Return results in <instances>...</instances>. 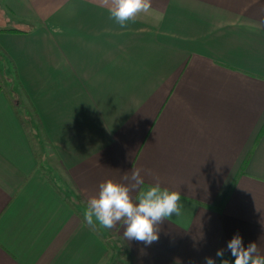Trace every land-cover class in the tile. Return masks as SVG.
Wrapping results in <instances>:
<instances>
[{
	"label": "crops",
	"instance_id": "1",
	"mask_svg": "<svg viewBox=\"0 0 264 264\" xmlns=\"http://www.w3.org/2000/svg\"><path fill=\"white\" fill-rule=\"evenodd\" d=\"M0 13V264H234L236 234L264 255V0H151L123 28L103 0ZM135 168L152 173L141 191L158 177L182 195L150 246L83 220Z\"/></svg>",
	"mask_w": 264,
	"mask_h": 264
},
{
	"label": "clouds",
	"instance_id": "2",
	"mask_svg": "<svg viewBox=\"0 0 264 264\" xmlns=\"http://www.w3.org/2000/svg\"><path fill=\"white\" fill-rule=\"evenodd\" d=\"M108 6L110 17L123 28L128 22H134L140 13H147L151 8V0H103ZM152 175L151 170L135 168L131 175L123 177L124 182L108 179L99 185L98 194L88 198L83 212V220L87 227L95 230L97 225L105 229H114L123 225V238L142 242L150 246L159 240L162 223L181 214L183 204L180 203V191L162 188L159 178L156 183L141 191L145 184L144 176ZM139 192L138 196H133ZM227 249L235 258L234 264H264V255L258 252L257 243L250 242L247 247L243 239L236 234L227 244ZM224 249L216 252L220 264H229L224 258ZM205 264H216L213 257H205Z\"/></svg>",
	"mask_w": 264,
	"mask_h": 264
},
{
	"label": "rangeland",
	"instance_id": "3",
	"mask_svg": "<svg viewBox=\"0 0 264 264\" xmlns=\"http://www.w3.org/2000/svg\"><path fill=\"white\" fill-rule=\"evenodd\" d=\"M1 17L2 16H1V13H0V18ZM12 94L14 96V99L20 100L21 102L23 101L22 94L19 95V93H17L16 91L12 92ZM19 110H20V112L22 113L23 116L25 114L30 115L32 113V111H30V109L27 110L26 108L24 109L23 107H20ZM41 143L42 142L40 140H38L37 144H38L39 150L41 151V161L40 162H41L42 168H44V170L47 172L48 176L51 178V180L59 188H61L62 190H65L66 186L71 188V184H70L68 178L66 177V174H65L64 170L60 166V163H58L57 161L54 160L55 157L53 155L52 150H50V147L48 148L47 146H45L43 148L41 146ZM110 238H113V236L111 234H110ZM128 260H129V258H128ZM128 260H125V261L128 262Z\"/></svg>",
	"mask_w": 264,
	"mask_h": 264
},
{
	"label": "trees",
	"instance_id": "4",
	"mask_svg": "<svg viewBox=\"0 0 264 264\" xmlns=\"http://www.w3.org/2000/svg\"><path fill=\"white\" fill-rule=\"evenodd\" d=\"M8 31L9 30H14V29H7ZM25 97L27 98V95L25 94ZM27 101L29 102V100L27 99ZM30 103V102H29ZM31 104V103H30ZM32 105V104H31ZM31 108L34 110V107L33 106H31ZM18 115L22 118V115L20 114V113H18ZM23 120V119H22ZM25 125H26V122L24 121L23 122ZM27 127V126H26ZM250 157H251V155H249L248 157H247V159L245 160V162H244V164H243V166H242V169H241V171H240V174H242V173H244L245 172V170H246V167H247V165H248V163H249V160H250Z\"/></svg>",
	"mask_w": 264,
	"mask_h": 264
}]
</instances>
